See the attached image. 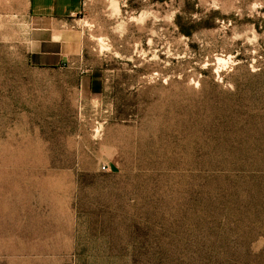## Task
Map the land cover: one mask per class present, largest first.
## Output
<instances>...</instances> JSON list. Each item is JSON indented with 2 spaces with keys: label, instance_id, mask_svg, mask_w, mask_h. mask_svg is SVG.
<instances>
[{
  "label": "rangeland",
  "instance_id": "rangeland-1",
  "mask_svg": "<svg viewBox=\"0 0 264 264\" xmlns=\"http://www.w3.org/2000/svg\"><path fill=\"white\" fill-rule=\"evenodd\" d=\"M0 264H264V0H0Z\"/></svg>",
  "mask_w": 264,
  "mask_h": 264
},
{
  "label": "crops",
  "instance_id": "crops-1",
  "mask_svg": "<svg viewBox=\"0 0 264 264\" xmlns=\"http://www.w3.org/2000/svg\"><path fill=\"white\" fill-rule=\"evenodd\" d=\"M28 17L35 23L72 19L81 14L83 0H27ZM67 30L57 27H39L31 34L30 61L41 67H55L68 57Z\"/></svg>",
  "mask_w": 264,
  "mask_h": 264
},
{
  "label": "built area",
  "instance_id": "built-area-1",
  "mask_svg": "<svg viewBox=\"0 0 264 264\" xmlns=\"http://www.w3.org/2000/svg\"><path fill=\"white\" fill-rule=\"evenodd\" d=\"M107 168H108V165H106V164H103L101 166V170L104 171V172L107 170Z\"/></svg>",
  "mask_w": 264,
  "mask_h": 264
}]
</instances>
